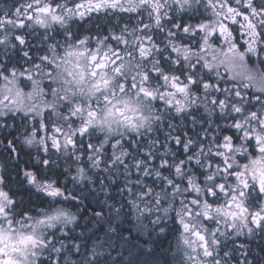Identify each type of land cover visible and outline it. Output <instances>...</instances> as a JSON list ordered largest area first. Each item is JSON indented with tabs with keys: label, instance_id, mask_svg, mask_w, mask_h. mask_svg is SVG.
Wrapping results in <instances>:
<instances>
[{
	"label": "snow or ice",
	"instance_id": "1",
	"mask_svg": "<svg viewBox=\"0 0 264 264\" xmlns=\"http://www.w3.org/2000/svg\"><path fill=\"white\" fill-rule=\"evenodd\" d=\"M0 146V264H264V0H0Z\"/></svg>",
	"mask_w": 264,
	"mask_h": 264
},
{
	"label": "trees",
	"instance_id": "2",
	"mask_svg": "<svg viewBox=\"0 0 264 264\" xmlns=\"http://www.w3.org/2000/svg\"><path fill=\"white\" fill-rule=\"evenodd\" d=\"M259 241H257V243H258ZM168 246V243H167V241H165V243H164V247H167Z\"/></svg>",
	"mask_w": 264,
	"mask_h": 264
},
{
	"label": "flooded vegetation",
	"instance_id": "3",
	"mask_svg": "<svg viewBox=\"0 0 264 264\" xmlns=\"http://www.w3.org/2000/svg\"><path fill=\"white\" fill-rule=\"evenodd\" d=\"M9 2H10V0H9ZM0 147H2V146H0ZM31 149H27L26 148V151H30ZM0 163H2V160H0Z\"/></svg>",
	"mask_w": 264,
	"mask_h": 264
},
{
	"label": "rangeland",
	"instance_id": "4",
	"mask_svg": "<svg viewBox=\"0 0 264 264\" xmlns=\"http://www.w3.org/2000/svg\"><path fill=\"white\" fill-rule=\"evenodd\" d=\"M18 122V121H17Z\"/></svg>",
	"mask_w": 264,
	"mask_h": 264
}]
</instances>
